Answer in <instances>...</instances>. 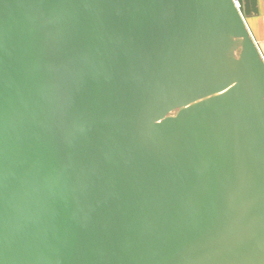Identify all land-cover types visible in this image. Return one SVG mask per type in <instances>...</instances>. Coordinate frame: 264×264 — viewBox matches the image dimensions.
Segmentation results:
<instances>
[{"label": "water", "instance_id": "water-1", "mask_svg": "<svg viewBox=\"0 0 264 264\" xmlns=\"http://www.w3.org/2000/svg\"><path fill=\"white\" fill-rule=\"evenodd\" d=\"M258 14L0 0V264H264Z\"/></svg>", "mask_w": 264, "mask_h": 264}, {"label": "crops", "instance_id": "crops-1", "mask_svg": "<svg viewBox=\"0 0 264 264\" xmlns=\"http://www.w3.org/2000/svg\"><path fill=\"white\" fill-rule=\"evenodd\" d=\"M248 26L264 57V0H259V14L248 20Z\"/></svg>", "mask_w": 264, "mask_h": 264}, {"label": "snow or ice", "instance_id": "snow-or-ice-1", "mask_svg": "<svg viewBox=\"0 0 264 264\" xmlns=\"http://www.w3.org/2000/svg\"><path fill=\"white\" fill-rule=\"evenodd\" d=\"M240 2H241V0H234V3H236L237 5H239ZM244 6H245V8H246V5H244Z\"/></svg>", "mask_w": 264, "mask_h": 264}, {"label": "built area", "instance_id": "built-area-1", "mask_svg": "<svg viewBox=\"0 0 264 264\" xmlns=\"http://www.w3.org/2000/svg\"><path fill=\"white\" fill-rule=\"evenodd\" d=\"M236 6H237V8L239 9V5L236 4Z\"/></svg>", "mask_w": 264, "mask_h": 264}]
</instances>
